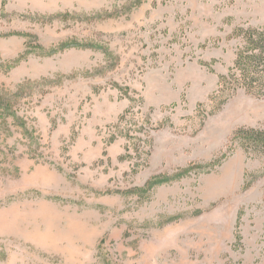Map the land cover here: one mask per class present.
Segmentation results:
<instances>
[{"label": "rangeland", "instance_id": "rangeland-1", "mask_svg": "<svg viewBox=\"0 0 264 264\" xmlns=\"http://www.w3.org/2000/svg\"><path fill=\"white\" fill-rule=\"evenodd\" d=\"M238 26L264 0H0V264H264Z\"/></svg>", "mask_w": 264, "mask_h": 264}, {"label": "trees", "instance_id": "trees-1", "mask_svg": "<svg viewBox=\"0 0 264 264\" xmlns=\"http://www.w3.org/2000/svg\"><path fill=\"white\" fill-rule=\"evenodd\" d=\"M233 33L239 45L232 71L221 78V86L264 95V27L238 26ZM233 137L246 152L264 156V125L240 126Z\"/></svg>", "mask_w": 264, "mask_h": 264}]
</instances>
